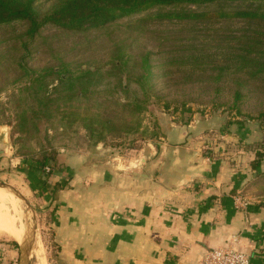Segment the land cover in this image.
Masks as SVG:
<instances>
[{
	"label": "rangeland",
	"instance_id": "1",
	"mask_svg": "<svg viewBox=\"0 0 264 264\" xmlns=\"http://www.w3.org/2000/svg\"><path fill=\"white\" fill-rule=\"evenodd\" d=\"M64 1H37L36 27L28 19L0 23V182L33 210L18 199L36 228L29 264H68L56 234L64 199L76 203L86 192L160 179L162 171L165 179L173 151L182 148L193 151L183 158L191 166L237 163L239 151L264 158V23L231 18L249 3L154 7L78 29L47 21ZM224 10L228 16L219 18ZM253 42L260 53L248 57ZM37 78H45L48 108ZM45 152L56 162L36 174L29 165ZM248 173L255 194L264 195V173ZM46 179L49 187L40 190ZM14 241L0 234V242ZM15 242L12 261L19 264Z\"/></svg>",
	"mask_w": 264,
	"mask_h": 264
},
{
	"label": "crops",
	"instance_id": "2",
	"mask_svg": "<svg viewBox=\"0 0 264 264\" xmlns=\"http://www.w3.org/2000/svg\"><path fill=\"white\" fill-rule=\"evenodd\" d=\"M173 153L174 169L166 170L165 179L162 171L160 179H130L126 187L86 192L76 203L63 200L56 234L68 264H202L219 247L264 264V195L255 194L248 178L249 170L254 179L264 173V161L252 169L255 158L239 151L237 163L194 160L191 166L183 158L193 151ZM239 193L249 200L247 210L234 206ZM14 248L1 243L0 260H13Z\"/></svg>",
	"mask_w": 264,
	"mask_h": 264
},
{
	"label": "trees",
	"instance_id": "3",
	"mask_svg": "<svg viewBox=\"0 0 264 264\" xmlns=\"http://www.w3.org/2000/svg\"><path fill=\"white\" fill-rule=\"evenodd\" d=\"M39 0H0V23L7 22L14 19H28L32 21V27L37 26V19H33L35 12V4ZM219 2H240L242 4L249 3L250 6L246 9H238L231 18H241L244 20H255L260 23H264V9L253 8L255 2L263 3L264 0H65L61 5L62 7L57 10L55 13L47 17V21H51L54 24L60 25L66 28H78L83 29L84 27L97 26L100 23H108L113 20L122 19L125 17H130L134 14L150 10L154 7H164L172 5H203V4H214ZM237 7H241V4H238ZM225 10L219 14V18H224L228 16ZM181 18V17H180ZM179 18V19H180ZM261 34V33H260ZM262 38L264 34L262 33ZM248 40H254V38H248ZM250 41V42H252ZM263 45L264 41L259 40L258 45ZM250 44L247 47L248 52L250 53L248 57H251L252 52L260 53L256 47V44L253 42V48L250 51ZM250 51V52H249ZM264 54V53H263ZM247 57V58H248ZM123 65L121 61L116 63L117 67ZM245 67L253 69L254 65ZM264 71L263 69L260 72ZM260 72H257L255 76H258ZM50 74L57 75V71L50 70ZM263 75V73H260ZM66 80L67 78H62ZM36 81V82H35ZM34 82L38 83L37 94H41L42 101L45 107L51 105V99L48 95V88H46L45 78H37ZM34 82L31 80V83L27 86L28 90H31L34 87ZM62 83H64L62 81ZM247 83L242 80L235 93H234V103L237 110L239 109V103L244 98L245 94L241 89L247 87ZM36 85V84H35ZM220 92V89H217ZM35 111V110H34ZM259 121L264 125V112H261L258 117ZM261 153H257V159L252 163L253 168L257 169L262 161L264 160ZM56 162L54 153L45 152L44 154L39 155L38 158H33L30 163V168L38 174V172L45 171L49 168L52 163ZM49 170V169H48ZM47 179L40 181L39 180V189L48 188ZM2 242H0L1 244ZM12 245L18 248V244L14 241Z\"/></svg>",
	"mask_w": 264,
	"mask_h": 264
},
{
	"label": "bare ground",
	"instance_id": "4",
	"mask_svg": "<svg viewBox=\"0 0 264 264\" xmlns=\"http://www.w3.org/2000/svg\"><path fill=\"white\" fill-rule=\"evenodd\" d=\"M9 195L10 200L0 194V234L14 238L22 243L28 230V219L20 207L19 200L10 192L0 189ZM13 203L15 210L10 207Z\"/></svg>",
	"mask_w": 264,
	"mask_h": 264
},
{
	"label": "built area",
	"instance_id": "5",
	"mask_svg": "<svg viewBox=\"0 0 264 264\" xmlns=\"http://www.w3.org/2000/svg\"><path fill=\"white\" fill-rule=\"evenodd\" d=\"M234 206L239 210H247L249 200L241 193L233 197ZM0 264H14V261L3 257ZM202 264H252L250 258L232 247H219L205 254Z\"/></svg>",
	"mask_w": 264,
	"mask_h": 264
},
{
	"label": "water",
	"instance_id": "6",
	"mask_svg": "<svg viewBox=\"0 0 264 264\" xmlns=\"http://www.w3.org/2000/svg\"><path fill=\"white\" fill-rule=\"evenodd\" d=\"M0 189H3L5 191L10 192L13 196H15L17 199L22 201L27 205L30 211H33L28 202L24 199V197L13 187L10 185L4 184L0 182ZM34 214V212H33ZM35 224L33 226L28 225L27 233L25 234V237L22 241V243H19L20 248V262L19 264H29L31 252L33 250L34 242H35Z\"/></svg>",
	"mask_w": 264,
	"mask_h": 264
}]
</instances>
